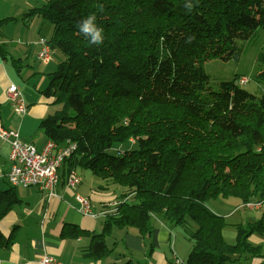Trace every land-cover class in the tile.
I'll use <instances>...</instances> for the list:
<instances>
[{
  "label": "trees",
  "instance_id": "obj_1",
  "mask_svg": "<svg viewBox=\"0 0 264 264\" xmlns=\"http://www.w3.org/2000/svg\"><path fill=\"white\" fill-rule=\"evenodd\" d=\"M185 3L47 0L29 9L27 15L51 24L47 42L63 56L41 91L60 108L39 128L59 144L76 143L70 166L121 187L120 203L105 215L103 230L91 234L85 256L112 253L105 242L112 227L135 228L149 244L150 219L161 215L189 232L185 264L245 257L264 264L260 245L249 240L264 233V206L256 221L236 224L234 242L227 243L225 217L206 203L216 197L264 203V92L257 97L241 88L238 75L213 90L203 69L212 58L237 56L238 40L264 28V0H191V10ZM89 15L103 29L100 45L79 30ZM257 62L256 79L264 85V52ZM114 142L132 147L108 152ZM16 188H0V222L20 202ZM82 234L89 231L78 225L63 224L60 231ZM10 244L0 230V250Z\"/></svg>",
  "mask_w": 264,
  "mask_h": 264
},
{
  "label": "crops",
  "instance_id": "obj_2",
  "mask_svg": "<svg viewBox=\"0 0 264 264\" xmlns=\"http://www.w3.org/2000/svg\"><path fill=\"white\" fill-rule=\"evenodd\" d=\"M46 1L0 0V120L5 127L17 129L21 140L32 143L38 150L42 149L48 139L39 128V122L55 111L51 112L55 103H51L41 93L46 84L44 76L47 77L48 73L56 69L58 61L51 59L43 64L38 60L39 46L36 40L38 37L48 39L52 26L40 16H30L26 12ZM55 52L57 50L52 49L51 57ZM60 56L57 55L59 61ZM22 77L27 81L24 86L18 81ZM10 84L20 88L27 105V112L22 117L14 115L7 99L6 89ZM10 165L9 144L0 139L1 188L8 187L6 176ZM70 167L73 168L67 159L59 166V180L53 196H48L33 186L20 187L21 191H17L20 202L0 222L1 232L11 239V244L0 250V264H38L42 253L55 257L63 264L123 263L127 260L167 264L174 253L185 261L191 242L184 236H178L175 231L177 227L161 215H152L150 219L152 232L149 244L143 242L135 228L112 227L105 237L106 244L113 248L112 253L101 259L85 256L83 249L90 244L91 234H98L103 230L105 214L102 211L109 208L108 203L118 197L121 189L116 188L111 180L103 181L90 170L76 164L73 169L80 175L81 181L75 189H68L66 176ZM75 194L89 198L94 216L81 213ZM241 203L240 201L238 209L242 208ZM246 210L252 215H261L262 212L261 209ZM63 224L78 225L89 231V234L78 237L61 236ZM224 239L227 243L234 242L235 234H231L229 239L224 236ZM249 240L262 249L264 233L253 234ZM259 261L260 259L245 257L227 264H257Z\"/></svg>",
  "mask_w": 264,
  "mask_h": 264
},
{
  "label": "built area",
  "instance_id": "obj_3",
  "mask_svg": "<svg viewBox=\"0 0 264 264\" xmlns=\"http://www.w3.org/2000/svg\"><path fill=\"white\" fill-rule=\"evenodd\" d=\"M36 44L39 46L37 56L42 62L51 59L52 49L47 39L38 37ZM246 78H240L239 83ZM7 99L11 109L18 117H22L27 112V105L23 99L20 88L15 84H10L6 89ZM0 139L9 144L10 169L6 176L9 185L14 187H36L44 191L48 196L55 195V187L58 183V168L69 158L76 149V143L70 139L62 144L52 139H47L42 149L38 150L32 143L21 140L17 129L7 128L0 120ZM133 143V139L130 138ZM81 177L71 169L66 176V186L68 189H75L80 183ZM79 203V210L83 215L94 216L91 202L88 197L75 194ZM120 200L113 199L108 203L109 208L102 212L106 215L114 211ZM264 203L260 200H250L240 204L245 209H262ZM38 264H63L55 257L42 253L38 258ZM167 264H185L177 254L172 255V259Z\"/></svg>",
  "mask_w": 264,
  "mask_h": 264
},
{
  "label": "rangeland",
  "instance_id": "obj_4",
  "mask_svg": "<svg viewBox=\"0 0 264 264\" xmlns=\"http://www.w3.org/2000/svg\"><path fill=\"white\" fill-rule=\"evenodd\" d=\"M238 44L240 46V51L237 56L231 57L228 60H223L221 58H212L203 63V69L209 76V86L213 90H216L220 81L231 80L235 75H238L237 84L241 88L259 97L264 92V85L256 79V74L259 70L257 56L258 53L264 52V28H256L248 39L238 40ZM57 55H61L60 60L62 59L63 56L61 52L57 50V52L52 53V61L57 60L59 62V60L57 59ZM51 59H49L47 62H42L40 59L38 60L43 64H47ZM44 78L46 81V86L48 83V76L46 77L45 75ZM240 78H246V80L239 83ZM18 81L23 86L27 82L23 79V77ZM45 86L43 87V89L45 88ZM55 105H53V107L51 108V112L60 108V105ZM130 147H132V144L130 142H114L108 152H122L129 149ZM114 185L116 188L121 189L119 185L115 183ZM17 191L19 193L21 191V188L18 187ZM206 203L214 213L223 215L225 217L226 225L224 226L222 233H224L226 239H229L231 234H235L234 226L236 224L240 222L245 223L254 221L260 215V213H256L254 215L249 214V210L243 208L238 209L237 206L239 205L240 200L236 197H216L208 199ZM175 226L177 227L175 228V231L176 233L178 232V236H184L186 240L188 239V241L191 242L189 232L187 230H184L182 226ZM262 250L264 251V245H262ZM181 256L183 257L184 255Z\"/></svg>",
  "mask_w": 264,
  "mask_h": 264
},
{
  "label": "clouds",
  "instance_id": "obj_5",
  "mask_svg": "<svg viewBox=\"0 0 264 264\" xmlns=\"http://www.w3.org/2000/svg\"><path fill=\"white\" fill-rule=\"evenodd\" d=\"M185 7L191 10V0H186ZM80 32L89 38L90 43L100 45L104 41L103 29L96 24V16L89 15L79 25Z\"/></svg>",
  "mask_w": 264,
  "mask_h": 264
}]
</instances>
